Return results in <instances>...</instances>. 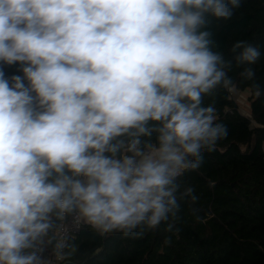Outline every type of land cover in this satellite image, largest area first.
<instances>
[{"label": "trees", "instance_id": "trees-1", "mask_svg": "<svg viewBox=\"0 0 264 264\" xmlns=\"http://www.w3.org/2000/svg\"><path fill=\"white\" fill-rule=\"evenodd\" d=\"M48 48L78 61L97 92L101 120L81 144L51 136L58 71ZM78 76L68 71L70 99ZM244 90L250 114L236 96ZM182 130L196 141L182 146L179 171L160 170L159 197L104 231L83 223L63 264H264V0H0V180L3 163L16 170L31 140L45 142L0 217L15 208L55 245L57 202L74 209L85 152L116 164L133 147L177 146ZM19 227L5 240L31 247L33 231Z\"/></svg>", "mask_w": 264, "mask_h": 264}, {"label": "built area", "instance_id": "built-area-1", "mask_svg": "<svg viewBox=\"0 0 264 264\" xmlns=\"http://www.w3.org/2000/svg\"><path fill=\"white\" fill-rule=\"evenodd\" d=\"M8 19L12 24L13 39L19 40L22 29L14 10H12ZM15 27H18V30ZM48 51L47 64L52 65L58 73L65 71L64 80L54 86L53 95L57 100L58 111L56 115L57 123L51 128V136L69 131L82 119L87 122L90 130H96L101 120V105L96 90L87 88L83 102L84 109L79 112L68 96L66 84L68 71H74L78 74L80 71L77 70L76 66L67 65L66 58L62 53L51 48H48ZM252 121L256 124L254 120ZM175 138L181 146L196 141L187 130L176 133ZM107 139L108 134L99 137L97 144L101 151L105 149ZM3 143L11 146L13 140L3 138ZM44 146L45 142L41 139L31 140L24 164L16 170H7L9 174L7 178L0 180V205H16L25 177L31 166L41 155ZM150 147L148 146L145 149ZM262 148L264 151V144ZM138 151L137 147H133L131 153H124L122 159L116 164L108 163L102 152L95 158H92L89 153H84L78 179L73 184L76 203L83 201L85 197H89L95 205L103 207L112 199L120 198L129 203L133 211L138 210L147 203L149 199L138 187V178L141 175ZM57 204L61 211V219L55 229L54 249L48 251L41 233L35 232L31 247L24 248L17 242H11L3 246V255L5 257H17L24 264H63L64 248L81 229L84 220L81 209L74 207V209L69 210L63 197L59 198ZM19 226H27V221L24 217L19 216L14 208L10 215L0 219V234L3 229Z\"/></svg>", "mask_w": 264, "mask_h": 264}, {"label": "crops", "instance_id": "crops-1", "mask_svg": "<svg viewBox=\"0 0 264 264\" xmlns=\"http://www.w3.org/2000/svg\"><path fill=\"white\" fill-rule=\"evenodd\" d=\"M67 60L68 58H66V61ZM75 62H76L75 59L71 58L68 64H70V66L73 67L75 66L74 65ZM76 65L78 66L77 63ZM86 90H87V86L83 80V75L81 72H79L78 81L71 89V93H70L71 100H73L76 103L83 104ZM76 125L72 129L66 132V139H69V140L72 139V136L74 135L76 131ZM81 126H83V130H84L83 132L84 133L83 140H84L87 129H88V124L85 120H83ZM182 148L183 147L178 144L177 146H172V145H165L162 147L152 146L149 149L138 151L139 164L141 168V175L138 178V187L147 196L149 200H154L158 198L160 195L159 172L161 170V166L167 165L169 160L175 157V155L177 156L179 149H182ZM1 168L5 170L6 172L9 169L7 165L4 163H3V166L1 165ZM4 206L8 207L9 205H4ZM75 207H78L81 209L84 223H91L95 226H97L96 224H98L99 222L105 221L106 218L107 219L109 218L110 221L109 222L106 221L105 224L110 223V222H119V221L124 222L125 220L124 218H127V217L130 218L135 212L130 208L129 203L125 202L124 200L120 198H114L111 201H109L105 206L99 207L95 205L90 200L89 197H85L83 201L77 202L75 204ZM7 216L8 215L6 216L2 215L0 219L7 217ZM28 229L31 230L27 223V226H20L19 228H15V231H17L18 233H24L26 231H29ZM4 230L5 229H3L2 233L0 234V264H17L16 259L15 260L8 259L12 256L5 257L2 253L3 246L10 244V242L8 243L5 240L6 238L3 235ZM35 232L41 233V236L44 239L45 246L48 251L54 249V244L52 245L51 239L47 235L45 225L41 226L39 230H34L32 232L31 244H32V240H33V236Z\"/></svg>", "mask_w": 264, "mask_h": 264}, {"label": "rangeland", "instance_id": "rangeland-1", "mask_svg": "<svg viewBox=\"0 0 264 264\" xmlns=\"http://www.w3.org/2000/svg\"><path fill=\"white\" fill-rule=\"evenodd\" d=\"M15 29H17L18 30V27H15ZM70 57H68V60H67V63H69L70 62ZM76 61V60H75ZM76 63L78 64V66L76 65ZM74 65L76 66V68H77V70H79L80 72H81V70H80V66H79V62L78 61H76L75 63H74ZM64 77H65V71H60L59 73H57L56 74V76H55V82L56 83H60V81H62V80H64ZM233 92H235L236 93V91L233 89ZM249 95H250V91L249 90H244V91H242L241 93H238L236 96H238V98L240 99V103H239V107H240V109L244 112V113H247V114H250V99H248V97H249ZM81 123H79V124H77L76 125V131H75V133H74V135L72 136V139L70 140L72 143H74V144H81V142H82V140H83V132H84V130H83V126H81L82 125V122H83V119L80 121ZM68 140V139H67ZM181 150V151H180ZM185 153H187V151L185 150V149H179V152L177 153V156L175 155V157H173L171 160H169V162H168V164L167 165H165V166H161V169H163V168H168V170L169 171H174V172H176V171H179L181 168H182V166H183V164L181 163V164H179V163H177L176 161L178 160V158H180V157H182ZM3 166V165H2ZM137 211V210H136ZM135 211V212H136ZM134 212V213H135ZM111 217V216H110ZM128 218V217H127ZM124 218L125 220H124V222L125 221H127V220H129L130 218ZM102 221V220H101ZM106 221H110V219L108 218H106L105 219V221H102V222H99L98 224H96L97 226L96 227H98V229L100 230V231H104V229H105V222Z\"/></svg>", "mask_w": 264, "mask_h": 264}]
</instances>
